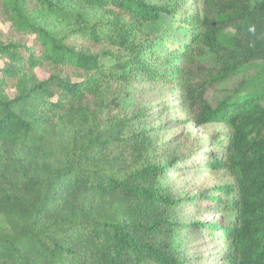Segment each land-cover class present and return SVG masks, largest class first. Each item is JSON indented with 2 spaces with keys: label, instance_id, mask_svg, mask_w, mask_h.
Instances as JSON below:
<instances>
[{
  "label": "trees",
  "instance_id": "16d2710c",
  "mask_svg": "<svg viewBox=\"0 0 264 264\" xmlns=\"http://www.w3.org/2000/svg\"><path fill=\"white\" fill-rule=\"evenodd\" d=\"M202 1L0 0V264H200L182 256L195 226L225 264H264V0ZM158 83L187 96L177 122L226 128L217 151L156 137ZM197 154L230 181L180 195L169 174Z\"/></svg>",
  "mask_w": 264,
  "mask_h": 264
},
{
  "label": "rangeland",
  "instance_id": "374dc122",
  "mask_svg": "<svg viewBox=\"0 0 264 264\" xmlns=\"http://www.w3.org/2000/svg\"><path fill=\"white\" fill-rule=\"evenodd\" d=\"M192 1L195 8L202 11L204 10L202 0ZM188 6L190 7L192 5ZM190 8L192 9L193 7ZM222 33L228 38L237 37L236 33L230 28H226ZM216 64V57L208 59V65L214 66ZM39 74L42 78L46 77V75L41 72H39ZM246 78L245 75H242L239 78H236L234 82L208 90L206 95L207 100L209 102H215L224 96L229 95L234 88L237 89L241 86L239 83H244ZM139 87L142 89L145 88V86ZM161 89L162 83H158L154 88L148 89V98H152L153 101L150 102L147 100L146 103L148 104L150 111L156 113L153 117V126L166 122L169 123L167 130H160L158 134H156V137L165 143V147L170 148L171 151L177 150L181 154H186L193 148L201 152L217 151L215 147L210 148L208 142L212 139L219 138L222 133L226 132V128L220 124H209L203 127H198L193 122H177V120H186L187 118L186 112L183 110L187 105L185 103L187 96L181 93L168 96V94L161 91ZM243 91L246 93L249 91V88H245ZM160 93L163 95H160ZM164 109L170 110L166 114H163L162 111ZM168 141H171L172 143H168ZM201 158V155L197 154L194 157L192 164L186 167L184 166L185 168H179L169 174V181L174 185L180 195H199L206 190L230 181L229 178L222 173H211L202 168H195L193 164H197L196 162L201 160ZM183 211L185 214H188V217L185 220L192 224L198 222L205 223L220 221L224 219L223 217L225 215L216 210L207 211L201 209L198 211L197 207L191 209L186 207ZM195 227L196 228L192 227V230L187 233L186 239L181 238L184 243L182 256L184 258L186 256L191 257L192 259L200 258V264H225L222 261L223 249L221 239L214 237L212 233L201 229L199 226Z\"/></svg>",
  "mask_w": 264,
  "mask_h": 264
}]
</instances>
